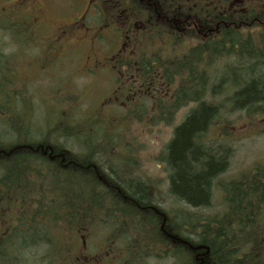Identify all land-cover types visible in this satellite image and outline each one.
Returning a JSON list of instances; mask_svg holds the SVG:
<instances>
[{
    "label": "trees",
    "instance_id": "trees-1",
    "mask_svg": "<svg viewBox=\"0 0 264 264\" xmlns=\"http://www.w3.org/2000/svg\"><path fill=\"white\" fill-rule=\"evenodd\" d=\"M241 10L221 19L253 25L224 29L214 42L180 43L175 49L176 37L161 35L153 53L138 47L135 59L119 57L115 64L136 83H118L92 105L62 80L63 86L37 98L18 70L24 68L19 56H11L12 68L0 64V210L7 204L18 214L16 231L28 234L5 239L11 247H4L3 264H24L13 253L38 248L43 243L35 239L42 237L49 246L41 251L44 264L70 263L61 259L72 256L69 240L85 232L88 243L99 240L106 225L111 234L101 242L107 243L101 256L117 264H264V165L215 187L232 165L234 136L228 130L264 121V0ZM100 15L102 26L106 19ZM137 44L150 47L149 39ZM144 85L154 92L143 94ZM147 98L152 108L144 105ZM181 110L186 112L173 126ZM158 123L173 126L155 158L166 172L167 195L196 211L214 200L221 212H197L205 219L193 220L196 215L181 206H156L149 182L130 178L144 147L134 144L135 128L151 134Z\"/></svg>",
    "mask_w": 264,
    "mask_h": 264
},
{
    "label": "rangeland",
    "instance_id": "rangeland-1",
    "mask_svg": "<svg viewBox=\"0 0 264 264\" xmlns=\"http://www.w3.org/2000/svg\"><path fill=\"white\" fill-rule=\"evenodd\" d=\"M13 1L14 0H0V10L5 11L10 9ZM74 1H76L75 5H73ZM87 1L91 5L90 9L86 6ZM101 1H104V5L106 8L104 12L106 20L105 22H102V26H99L101 15L99 14L98 10L95 9L96 7H94V5L96 6L98 2L101 6L104 7L103 2L101 3ZM210 1L213 0H208V2ZM232 2L233 4H226L225 2H222V4L219 3L218 6L220 14L223 15L224 12L232 13L233 5L242 4L240 3V0H233ZM256 2H259V0L245 1L247 6L253 5ZM43 5L46 14L44 20L48 25H53L55 22H57L58 25L62 26L68 24L70 21H72V19H77L80 17L81 19L78 20L76 28H73V32H71L70 30L64 39H59L61 51L58 54V59L56 60L58 62L54 64L53 61H51L50 65L45 62L43 54H40L39 51L35 50L34 48L27 49V52H25V59L23 58L22 44L20 43L23 37V33L21 30L15 31L12 29H8L9 31L17 35V42V39H13L14 37L12 36L11 32L7 36H4L2 34L3 30L2 28H0V64L5 63L8 67L12 68V64L10 63L11 56H21V62H23L24 68L23 66H19L18 70H20L19 72H21V75L25 78L24 83L26 84V87H28L27 90L29 89L30 92L38 95L37 98H41L39 93H43V90L47 91L53 86L54 88L63 86V83L59 82L61 80L64 83L69 81L73 83L77 93L82 91L83 95H85V97L82 96L83 100H85V102L90 105L93 100L109 95L112 88L118 86V83H120V85H130V81H133V77L128 78L126 76L123 66L111 64L110 62L112 60L105 61L102 59V56L108 53L110 54L115 46H117L114 40L115 29L121 27L122 31L126 30L125 26L122 28V22L125 19H129L130 22L134 21L135 28H137V30L141 28V22H145L147 25L151 23V13L147 10L145 2H142L141 0H118V4L116 3V5H113V3H108L105 0H44ZM194 9L195 8L192 4L188 6L187 3H184L183 1L181 10L184 14H189L190 10L194 11ZM2 24L5 25L4 21L0 20V26ZM100 28H102L103 30H101ZM100 30L103 34V37L101 39L99 34ZM112 30L114 31V33L112 32ZM160 30L161 31L156 33L153 32L152 34H154L156 38H160L161 35H164L167 38H171V35L167 31V29ZM39 41L40 43H45V40L43 39H40ZM175 41L178 44V46L174 47L176 49L180 47V43L184 41V38L182 35H180L179 37L175 38ZM157 46L158 44L156 43V46L153 49H156ZM145 49H148L151 53L154 52H152V49L148 48L146 45H139L140 51H143ZM14 57L12 58V60L14 59ZM27 63L29 64V66L26 68L25 65ZM133 83L136 82L133 81ZM143 88V94L154 92V89L149 88L146 85H144ZM36 103L37 107L41 106V100L37 99ZM143 103L148 108H152V106L154 105L152 98L145 99ZM185 112V110H181L174 116V121L172 124L173 126L177 125L182 120ZM263 123L264 121H261L260 123L250 122L247 124L248 126L239 124L235 125L234 128L228 130L234 136V139L232 140L234 156L233 159H230L232 161V165L229 172H225L215 182L216 188L220 190V186L223 181L228 183L233 182L232 178H236L242 172H246L248 170V167L253 168L255 166H262L264 164V126L260 127V125ZM172 125L158 123L156 127H153L151 134H148L146 132L141 133L142 131L140 132L138 128H135L134 133L136 135V140L134 141V144L144 147L141 148L142 152L139 153L138 156L140 158V164L134 162V172L131 171L132 173L130 176L131 179H140L144 182L148 181L152 189V197L154 198V200L156 199V206L167 207L168 210L169 207L177 209L178 205L173 202V199L167 197L168 195L166 190L168 184L167 179L164 178V174L166 175V172L164 171V168L162 166L158 165V162H155V158L162 146H164V144L170 139L172 134ZM111 152L112 154L117 155L116 151ZM120 159L126 160V156H122ZM169 201H171L172 204ZM213 201L214 200L211 201V206L207 209H202L200 211L189 209L190 212H192L189 214L196 215V218L198 219L199 215H197V212L198 214L203 216H212L216 212H220L221 210ZM166 203L169 205H167ZM221 206L223 207L222 202ZM5 214L7 217H10L11 210L7 209ZM199 218L205 219V217ZM113 221L120 224L119 220ZM16 223L17 221L14 222V225ZM5 225L6 223L0 222V229ZM120 225L123 226L122 223ZM24 226H26V222H24L21 227L24 228ZM109 234H111V229L106 225L104 230L97 235V237L100 238L99 240L95 237H92L89 243L85 240V244H83L82 238L86 237L85 239H87V232H85L82 236L78 233L75 236L77 237L79 242L77 241V239L69 240V243H71L69 249L72 250V256H64L61 257V259L63 258L65 259V261H71L70 263L66 264H117L115 261H108L106 257L101 256V254H105V245H107V243L105 245H102L101 242ZM25 236L27 237L28 234L19 233L18 235V237L22 238ZM35 241L43 244H40L38 248H32L31 250H25L23 247H18L15 253H12L14 255L19 254L20 260L24 262V264H44V262H42V260H45L44 252L46 251L45 249L49 248V246L48 244L45 245L47 241H44L43 237L41 239H35ZM2 243L3 249H0V258L1 256L5 255V253H3L4 247H6L9 251L11 247L9 246V244H11L9 241L5 242L4 240ZM73 245L75 246L74 249H72ZM125 245H128L130 247L133 245V242L131 241L128 244H124V246ZM102 248L104 249L101 252ZM54 254V260L58 261L59 256L56 255V253ZM90 254L92 257L88 258V255ZM150 254L153 255L154 251H150ZM10 261L14 262V260L12 259H10L9 262ZM0 262L3 263L2 260H0ZM149 262L151 263L152 260H147V263Z\"/></svg>",
    "mask_w": 264,
    "mask_h": 264
},
{
    "label": "flooded vegetation",
    "instance_id": "flooded-vegetation-1",
    "mask_svg": "<svg viewBox=\"0 0 264 264\" xmlns=\"http://www.w3.org/2000/svg\"><path fill=\"white\" fill-rule=\"evenodd\" d=\"M141 1L146 3L147 10L152 13L153 18L161 26L167 28L170 35L175 37L182 35L184 38L183 42H187L189 36L194 37L199 43H206L209 41L214 42V38L221 34L224 29L234 27V25L230 23L220 22L219 18L221 17V14L218 6V4H222V2L233 4V0H213L210 2H208V0ZM183 1L184 3H187L188 6L192 4L195 8L194 11L190 10L189 14L182 13L180 9L183 5ZM245 1L246 0H243L240 3ZM43 2L44 0H14L10 9L5 11L0 10V20L5 23V25L2 24L0 28L21 30L23 33V58L25 59V52H27V49L34 48L35 50H38L40 54H43L45 62L50 65L51 61H53L54 64L58 62L56 60L61 51L59 39H64L70 30L73 32L81 17L72 19L68 24L62 26L58 25L57 22L53 25H48L44 20L46 14ZM75 4L76 1L73 2V5ZM86 6L89 9L91 8L88 1ZM173 10L175 15L172 13ZM190 17L193 18L194 22L191 23L187 20ZM122 25H127V21L123 22ZM252 25L253 23H242V28L246 29ZM133 26H135V24H133ZM138 36L139 32H135L131 29L126 30L124 34L119 32V40L117 42L115 54L112 53L102 56L103 60H112L114 62L119 57L124 56H129L135 59V50L139 47V44H137L139 40ZM40 39L45 40V43H40ZM195 40L190 43H195ZM26 65L29 64L27 63ZM1 233L3 236H0V244H2V241L7 238L9 232L5 230L3 232L0 231V234ZM85 238L86 237L82 238L83 244H85ZM7 254L8 253H5L3 257H6Z\"/></svg>",
    "mask_w": 264,
    "mask_h": 264
},
{
    "label": "bare ground",
    "instance_id": "bare-ground-1",
    "mask_svg": "<svg viewBox=\"0 0 264 264\" xmlns=\"http://www.w3.org/2000/svg\"><path fill=\"white\" fill-rule=\"evenodd\" d=\"M180 123V122H179ZM178 123V124H179ZM97 146V145H96ZM96 153V152H95ZM96 155V154H95ZM97 156V155H96ZM99 157V156H98ZM158 165H160V164H158ZM264 165V164H263ZM262 165V166H263ZM161 166V165H160ZM259 167H261V166H258L257 168H259ZM146 179V178H145ZM129 180V179H128ZM138 180H140V179H138ZM152 181V180H151ZM163 181V180H162ZM143 182V181H142ZM148 182V181H147ZM105 183V182H104ZM226 183V182H225ZM161 184V183H160ZM229 184V183H228ZM220 185V184H219ZM98 186V185H97ZM116 189V188H115ZM79 190V189H78ZM105 190V189H104ZM112 190V189H111ZM110 190V191H111ZM77 191V190H76ZM123 191V190H122ZM116 192H117V190H116ZM121 192V191H120ZM108 193V192H107ZM118 193H119V191H118ZM123 193V192H122ZM120 194V193H119ZM109 195V194H108ZM125 196H126V194H124ZM118 197V196H117ZM167 197H169V196H167ZM95 198V197H94ZM126 198V197H125ZM126 199H128V198H126ZM166 199V198H165ZM171 199V198H170ZM112 200V199H111ZM156 200V199H155ZM101 202V201H100ZM115 202V201H114ZM158 202V201H157ZM169 202H171V201H169ZM173 202H175L174 201V199H173ZM214 202V201H213ZM165 203V202H164ZM125 204V203H124ZM158 204V203H157ZM160 204V203H159ZM167 204V203H166ZM171 204H172V202H171ZM178 204V203H177ZM214 204V203H213ZM167 205H169V204H167ZM173 205H175V204H173ZM142 206V205H141ZM177 206V205H176ZM179 206H181V209H185L187 212H188V214H189V212H190V210L189 209H194V208H192L191 206L189 207V205H187L186 203H179ZM179 206H177V207H179ZM95 207V206H94ZM175 207V206H174ZM104 208V207H103ZM141 208V207H140ZM160 208V207H159ZM158 208V209H159ZM178 209H180V207L178 208ZM197 209V208H196ZM78 211V210H77ZM101 211V210H100ZM154 211V210H153ZM221 212V211H220ZM195 213V212H194ZM216 214V213H215ZM133 215V214H132ZM198 215V214H197ZM199 217V216H198ZM194 218V217H193ZM203 218V217H202ZM194 219H197V218H194ZM201 219V218H200ZM204 219V218H203ZM83 220V219H82ZM85 220V219H84ZM173 220V219H172ZM202 220V219H201ZM106 221V220H105ZM123 222H125V221H123ZM161 223V222H160ZM142 225V224H141ZM123 227H125V226H123ZM23 228V227H22ZM117 228V227H116ZM115 228V229H116ZM184 229V228H183ZM185 230V229H184ZM10 235V233H8V235H7V237ZM125 235V234H124ZM130 235V234H129ZM124 237V236H123ZM59 241V240H58ZM121 242V241H120ZM52 245H53V243H52ZM12 249V248H11ZM57 255V254H56ZM179 255H180V253H179ZM182 255V254H181ZM184 255V254H183ZM57 257V256H56ZM181 258V257H180ZM50 259V258H49ZM63 259V258H62ZM65 260V259H64ZM187 263V262H186ZM190 264V263H189Z\"/></svg>",
    "mask_w": 264,
    "mask_h": 264
}]
</instances>
